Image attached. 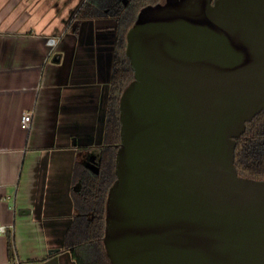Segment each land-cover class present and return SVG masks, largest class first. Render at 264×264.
I'll list each match as a JSON object with an SVG mask.
<instances>
[{
	"label": "water",
	"instance_id": "obj_1",
	"mask_svg": "<svg viewBox=\"0 0 264 264\" xmlns=\"http://www.w3.org/2000/svg\"><path fill=\"white\" fill-rule=\"evenodd\" d=\"M111 264H264V180L238 175L236 139L264 111V0H164L126 33ZM99 172L95 156L85 163Z\"/></svg>",
	"mask_w": 264,
	"mask_h": 264
},
{
	"label": "crops",
	"instance_id": "obj_2",
	"mask_svg": "<svg viewBox=\"0 0 264 264\" xmlns=\"http://www.w3.org/2000/svg\"><path fill=\"white\" fill-rule=\"evenodd\" d=\"M52 3L0 0V264H76L65 238L103 138L115 20L83 19L75 33Z\"/></svg>",
	"mask_w": 264,
	"mask_h": 264
},
{
	"label": "trees",
	"instance_id": "obj_3",
	"mask_svg": "<svg viewBox=\"0 0 264 264\" xmlns=\"http://www.w3.org/2000/svg\"><path fill=\"white\" fill-rule=\"evenodd\" d=\"M159 0H129L124 6L120 0H83L75 12L74 32L83 19L111 15L116 20V40L113 51L108 97L104 114L103 138L96 147L100 152L97 163L99 172L85 169L82 186L78 187L79 211L68 236L65 249L69 250L76 264H111L102 242L105 227V203L109 187L115 180V153L119 146V98L133 80V71L125 55L126 33L133 25L139 10ZM234 165L239 176L264 180V111L246 124L245 131L236 139ZM8 253L13 256L12 241Z\"/></svg>",
	"mask_w": 264,
	"mask_h": 264
},
{
	"label": "rangeland",
	"instance_id": "obj_4",
	"mask_svg": "<svg viewBox=\"0 0 264 264\" xmlns=\"http://www.w3.org/2000/svg\"><path fill=\"white\" fill-rule=\"evenodd\" d=\"M47 2H53L52 6L54 8H57L59 11L61 10V13H64L66 10H70V15L68 16V22L72 20L73 22L78 21L75 12L77 10V7L79 4L83 2V0H46ZM163 1V0H159ZM115 25V23H114ZM76 26V23L74 24V27ZM71 27V26H70ZM65 32V30H62L61 33Z\"/></svg>",
	"mask_w": 264,
	"mask_h": 264
},
{
	"label": "built area",
	"instance_id": "obj_5",
	"mask_svg": "<svg viewBox=\"0 0 264 264\" xmlns=\"http://www.w3.org/2000/svg\"><path fill=\"white\" fill-rule=\"evenodd\" d=\"M47 45L50 47H55L57 45L56 37H51L47 39ZM32 122V115L30 113H26L21 117V126L24 129H29ZM6 228L4 226H0V235L4 234Z\"/></svg>",
	"mask_w": 264,
	"mask_h": 264
},
{
	"label": "flooded vegetation",
	"instance_id": "obj_6",
	"mask_svg": "<svg viewBox=\"0 0 264 264\" xmlns=\"http://www.w3.org/2000/svg\"><path fill=\"white\" fill-rule=\"evenodd\" d=\"M120 1L123 3L124 6H126L129 3V0H120ZM162 2H164V0ZM162 2L158 1L157 3H162ZM114 28H115V40H116V20H115ZM114 45H115V42H114ZM91 156H95L96 165L98 166L97 163L100 161V152H99V150H94V152L91 154ZM89 158H88V160H89ZM98 169H99V167H98Z\"/></svg>",
	"mask_w": 264,
	"mask_h": 264
}]
</instances>
